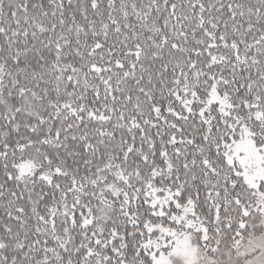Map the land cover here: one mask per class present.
Instances as JSON below:
<instances>
[{
	"label": "snow or ice",
	"instance_id": "1",
	"mask_svg": "<svg viewBox=\"0 0 264 264\" xmlns=\"http://www.w3.org/2000/svg\"><path fill=\"white\" fill-rule=\"evenodd\" d=\"M0 264H264V0H0Z\"/></svg>",
	"mask_w": 264,
	"mask_h": 264
}]
</instances>
